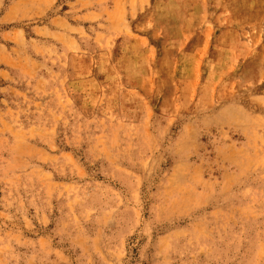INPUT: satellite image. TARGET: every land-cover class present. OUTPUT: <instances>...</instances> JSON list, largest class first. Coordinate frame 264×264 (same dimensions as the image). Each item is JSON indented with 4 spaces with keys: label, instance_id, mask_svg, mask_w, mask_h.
<instances>
[{
    "label": "rangeland",
    "instance_id": "rangeland-1",
    "mask_svg": "<svg viewBox=\"0 0 264 264\" xmlns=\"http://www.w3.org/2000/svg\"><path fill=\"white\" fill-rule=\"evenodd\" d=\"M0 264H264V0H0Z\"/></svg>",
    "mask_w": 264,
    "mask_h": 264
}]
</instances>
